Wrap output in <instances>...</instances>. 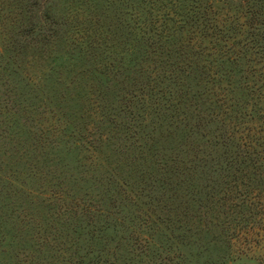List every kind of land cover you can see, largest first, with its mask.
I'll list each match as a JSON object with an SVG mask.
<instances>
[{
    "label": "rangeland",
    "instance_id": "obj_1",
    "mask_svg": "<svg viewBox=\"0 0 264 264\" xmlns=\"http://www.w3.org/2000/svg\"><path fill=\"white\" fill-rule=\"evenodd\" d=\"M258 1L181 0L200 16L154 43L144 0H0V264H264V57L215 82ZM249 178L247 231L224 213Z\"/></svg>",
    "mask_w": 264,
    "mask_h": 264
},
{
    "label": "trees",
    "instance_id": "obj_2",
    "mask_svg": "<svg viewBox=\"0 0 264 264\" xmlns=\"http://www.w3.org/2000/svg\"><path fill=\"white\" fill-rule=\"evenodd\" d=\"M144 2L146 4L147 10H151L150 13L152 15L150 14V17H148V16L146 17L147 19H145V20H147V21L144 24H142L143 26L141 25V23L139 24V26L142 29L144 39H146L147 41H152L154 43H157V40H154L155 37L151 33L156 32V36H158L160 38L165 37L166 40L168 38L173 39V37H175L176 34L182 33L183 31H185V29L188 30L190 27H192V24L200 16V13L198 11H196V7L194 5L189 6L188 8H183L181 5V0H150V1L144 0ZM157 8L159 9L158 11L155 10ZM156 12H158V13H156ZM153 13H155L154 16H153ZM157 15H158V17H157ZM242 16H243L242 19H243L244 24L242 25L239 23L237 30H239V34L246 32V37H247V35H249L247 37L248 39H247V41H241L240 43H238L239 45H241V51L242 52L240 55H237L236 57L230 56V54H229L230 45L229 44L226 46V43H225V46L222 45L218 49L220 54L222 55L221 60L223 61V63H224V59H225V62H226V60H228V62H230V64L227 63V65L228 66L231 65V67L229 68L228 66H226L225 69L218 70L217 75L219 77L218 78L219 80H216V78H215V82L218 81L220 83V81H224L225 78H227V80L228 79L232 80V73L230 74V72L232 70L231 68L233 66H236V65L240 66L241 61L246 59V56H248V54L251 51L256 50L258 56H259V54H261V57H264L263 56L264 47H260V45H259V44H261L260 40L264 37H263V35L261 36L259 31H258L259 28L264 27V3H262L259 0L258 3H256V4L252 3V5L246 6L244 13H241V17ZM219 19H220V21H222L221 24H223V25H221L222 26V32L223 31L226 33L229 32L232 21L230 22V20L226 19L225 17H224V19H222V18H219ZM98 27H99V25H98ZM162 30H164L166 33L167 32H169V33L165 36L166 33L163 34ZM99 32L101 34V31H99ZM102 33H104V31ZM111 34H113V33H111ZM220 34H222V33H220ZM239 34H236V35H239ZM223 36H227V34H223ZM257 37H259V39ZM190 45H193V44H190ZM194 50H196V49L194 48L192 51H194ZM259 50H260V52H259ZM198 54H201V53H198ZM221 65H222V63H221ZM253 68L254 67H252V68L249 67L248 69L253 71L254 70ZM243 73L246 74L249 72H247L245 70V71H243ZM164 76H166V74ZM163 79H165V77ZM232 81L234 82V80H232ZM242 83L243 84L245 83V86L248 87L250 84L249 76L242 75L241 79L236 81L235 84L241 85ZM240 85H238L237 88L241 89V91L246 92V95L249 98L251 95H254L253 89L243 88ZM161 94H162V97L165 99L167 98V99L171 100L172 98H175L174 93L170 92V91H162ZM146 98L147 97H145V96L140 97V95L139 96L134 95V104H136V102H137V103H144V105H146V103H145L147 101ZM136 99H137V101H136ZM139 100H140V102H139ZM254 115L256 116V112ZM125 124L126 123H124V125ZM121 125H122V123L116 124L115 127L123 132L124 130L120 128ZM127 128H131V125H128ZM256 129H259L260 135H262V133L264 134V125L263 124L261 126L257 125ZM217 138H219V137H217ZM223 141H225V140L223 139ZM217 142H219V141H217ZM235 142H236V140H235ZM242 142L244 143L245 141H242ZM226 143H228V142H226ZM217 144H219V143H217ZM259 144L261 145V146H259V148L262 151V157H260L261 161L259 160V163L257 165H260V163H262L261 164V166H262L264 164V155H263L264 154V136H263V139L260 140ZM239 145L240 146L239 147L237 146V148L244 147V149L246 150V152H245L246 156H243L242 161L249 159L250 156H247V154H249L247 152V149L251 148L253 143H249V145H246V143H244V145H241V144H239ZM256 166H253V167L257 169ZM249 182H250V178L247 181H241L240 184H242V186L244 188H246L243 191H241L239 181H236L234 183V186H232L230 193H228V195H226L227 198H225V200L229 201L230 199H233L230 197L237 194L236 198L238 200H240L241 204L237 203V204L229 205V208L224 213V215L226 217L228 216L227 218H232L234 214L239 215V212H241L242 214H246V212L248 210H250V213H251V215H249L250 218H248L246 220L245 217H242L241 220H239L237 222L238 223L237 225H239L241 228H244L246 230L248 227L247 223L253 222V224H254L256 222L255 221L256 216L259 214V212H260L259 208L262 204L261 200L259 199V193H257L255 195V193L253 192V190H255L254 188L256 187V185L250 184ZM261 185L264 186V183H261ZM256 190H258V189L256 188ZM222 199L224 200V197H222ZM220 201L222 202L221 197H219V198L217 197V199L216 198L214 199V204L216 205ZM144 224H145V226H144ZM144 224H142L143 227H146L147 230H151L153 228V225L155 224V221L151 222V220L145 219ZM141 248L142 249H139V252L144 251V247L142 246Z\"/></svg>",
    "mask_w": 264,
    "mask_h": 264
}]
</instances>
